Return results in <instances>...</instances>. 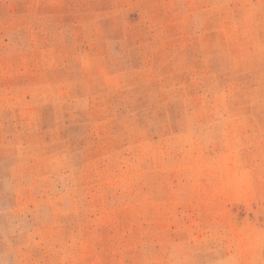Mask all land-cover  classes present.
I'll use <instances>...</instances> for the list:
<instances>
[{
  "label": "rangeland",
  "instance_id": "1",
  "mask_svg": "<svg viewBox=\"0 0 264 264\" xmlns=\"http://www.w3.org/2000/svg\"><path fill=\"white\" fill-rule=\"evenodd\" d=\"M0 264H264V0H0Z\"/></svg>",
  "mask_w": 264,
  "mask_h": 264
}]
</instances>
